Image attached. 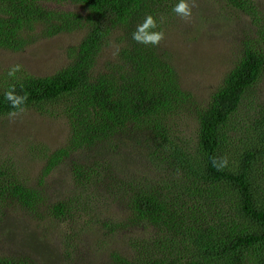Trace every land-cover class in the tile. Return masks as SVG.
<instances>
[{
	"label": "trees",
	"instance_id": "obj_1",
	"mask_svg": "<svg viewBox=\"0 0 264 264\" xmlns=\"http://www.w3.org/2000/svg\"><path fill=\"white\" fill-rule=\"evenodd\" d=\"M217 1L248 15L256 31L240 42L238 58L208 103L196 107L162 40L152 46L132 39L148 15L155 31L165 32L179 0H0V51L22 53L60 35L80 37L66 50L67 64L49 76L0 75V117L15 111L4 97L14 85L16 94L27 96L25 109L59 104L67 126L63 145L44 155L35 183L0 163V210L15 204L40 218L45 196L39 188L71 160L72 191L46 212L74 225L97 211L86 224L114 238L108 243L115 247L101 252L105 264H264V17L254 0ZM184 113L196 123L187 148L199 157L194 166L171 149L169 162L155 167L158 179L145 178L152 183L129 191L107 160L82 156L127 134L173 147ZM226 126L237 144L228 166L217 170L212 160L223 157L220 131ZM120 188L127 190V214L106 216L103 207ZM76 226L84 231L81 221ZM132 227L142 231L128 232ZM0 264L34 263L0 257Z\"/></svg>",
	"mask_w": 264,
	"mask_h": 264
},
{
	"label": "rangeland",
	"instance_id": "obj_2",
	"mask_svg": "<svg viewBox=\"0 0 264 264\" xmlns=\"http://www.w3.org/2000/svg\"><path fill=\"white\" fill-rule=\"evenodd\" d=\"M254 1L264 17V0ZM189 3L192 15L183 19L175 14L172 26L164 28L169 31L163 32L162 44L173 57L181 86L191 94L194 105L200 107L208 103L223 75L238 58L240 42L252 38L256 27L248 15L226 10L222 2L189 0ZM79 39L76 34L60 35L39 41L22 53L0 51V75L8 74L9 69L18 65L20 70L16 74L49 76L67 64L66 50ZM262 80L259 95L264 102V78ZM60 108L59 104L49 103L31 106L15 117H0V163L11 173L17 172L30 183L36 182L44 155L61 147L66 139L67 126L60 119ZM181 118L173 130V147H153L150 136L127 134L111 144L98 145L83 152L82 156L88 153L107 160L119 174L117 178L124 179L129 191L142 184H151L145 178L158 179L160 170L156 171L155 167L163 164V159L169 162L167 157L171 149L180 150L182 158L188 159L192 165L199 162L198 156L187 152L194 140L195 118L191 113H184ZM220 135L222 155L229 158L233 149L231 145L237 144V140L229 126L224 127ZM69 161L56 167L39 188L41 195L45 196V202L38 205L40 218L30 216L15 204L0 210V257L29 259L34 264H105L101 252L115 247L108 243L114 238L103 235L100 228L86 224L97 211H90L80 219L84 231L76 226L80 221L74 225L60 224L46 212L48 206L63 200L72 191ZM188 162L184 161L190 165ZM120 189L116 198L105 203L106 216L127 214V197L122 196L127 190ZM128 229L136 234L142 231L137 227Z\"/></svg>",
	"mask_w": 264,
	"mask_h": 264
},
{
	"label": "clouds",
	"instance_id": "obj_3",
	"mask_svg": "<svg viewBox=\"0 0 264 264\" xmlns=\"http://www.w3.org/2000/svg\"><path fill=\"white\" fill-rule=\"evenodd\" d=\"M172 11L181 18L187 19L192 15V6H190L189 0H179ZM155 29H157V22L153 16L148 15L141 24L137 25L136 30L132 33V39L143 45L157 46L164 39V33L162 31H155ZM19 70L18 65L9 69L8 76L14 78L16 72ZM4 97L10 103L12 109L15 110L9 113L10 118L25 111L24 105L27 96L16 94L14 85L5 92ZM212 164L217 170H223L228 166V159L226 157L214 158Z\"/></svg>",
	"mask_w": 264,
	"mask_h": 264
}]
</instances>
